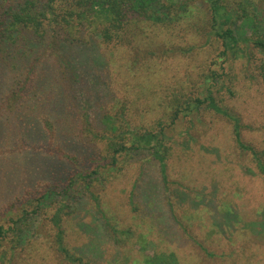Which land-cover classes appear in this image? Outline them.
<instances>
[{
    "label": "rangeland",
    "instance_id": "obj_1",
    "mask_svg": "<svg viewBox=\"0 0 264 264\" xmlns=\"http://www.w3.org/2000/svg\"><path fill=\"white\" fill-rule=\"evenodd\" d=\"M187 1L199 18L150 29L128 48L85 29L71 45L49 30L39 101L1 99L12 80L0 74V264H71L52 220L60 202L64 245L90 264L171 253L178 264H264V51L250 44L249 60L224 57L206 5ZM256 5L253 36L264 40V5ZM189 99L203 101L197 113L184 110ZM211 101L240 118L257 157L238 147ZM123 105L135 126L169 127L168 183L149 151L107 165L102 121Z\"/></svg>",
    "mask_w": 264,
    "mask_h": 264
},
{
    "label": "trees",
    "instance_id": "obj_2",
    "mask_svg": "<svg viewBox=\"0 0 264 264\" xmlns=\"http://www.w3.org/2000/svg\"><path fill=\"white\" fill-rule=\"evenodd\" d=\"M201 1L206 5V14L209 16V33L221 41L224 57L248 59L251 57L250 44L264 51V40L255 39L253 36L258 24L256 4L264 5V0ZM195 8L196 6H191L187 0H0V74L12 80V85L10 84L1 99L5 98L10 102L18 99L34 102L42 98L45 76L44 59L40 56L49 30L59 28L63 34L69 36L67 41L71 45L81 42L80 37H77L78 33L82 34L89 30L98 36L103 45H120L128 48L133 40L143 39L150 29L171 28L184 25L181 23L187 18L190 20L199 18L201 15L196 14ZM201 13L204 14L202 10ZM85 83V79L81 77L75 80V84L81 87ZM210 96L211 94L209 100L213 99ZM184 102L186 104L184 110L188 114L197 113L203 103L200 99L196 100V105L191 99ZM208 107L232 124L238 147L251 150L257 157L258 151L243 142L240 118L228 109H222L214 101H211ZM179 109L174 111V120L178 117ZM127 111L128 107L125 105L115 106L102 121L105 135L99 137L98 141L104 144L105 159L109 160L107 165L115 168L123 154L129 156L139 151H149L160 164L164 183H168L169 127L160 122L158 131L147 127L140 128L133 125ZM93 135L97 136L96 133ZM89 160L94 162L91 157ZM67 162L72 163L70 160ZM258 166L264 173V163L261 160H258ZM95 167L93 172L82 174L79 177L81 181L87 182L92 174L99 173L101 167L98 165ZM45 192L39 202L45 200L53 190ZM63 208L66 209V206L60 202L52 219L54 227L58 230L59 248L61 252L67 254L65 259L71 264H90L83 260V257L70 254L64 245L66 233L62 225ZM144 261L145 264H178L173 253L170 255V261L157 259L155 256L145 258Z\"/></svg>",
    "mask_w": 264,
    "mask_h": 264
}]
</instances>
